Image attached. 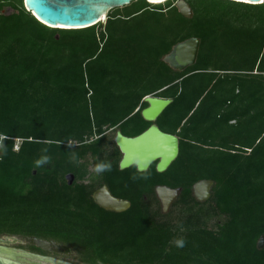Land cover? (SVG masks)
<instances>
[{"label":"trees","instance_id":"1","mask_svg":"<svg viewBox=\"0 0 264 264\" xmlns=\"http://www.w3.org/2000/svg\"><path fill=\"white\" fill-rule=\"evenodd\" d=\"M178 1L56 30L0 0V236L71 245L90 264H264V3L185 0L188 19ZM193 38L196 64L173 70L164 58ZM149 96L173 100L155 125L179 138V157L164 173L120 170L114 144L102 181L131 207L107 211L78 182L84 159L102 157L110 132L150 128ZM201 181L214 183L203 203ZM162 186L182 194L161 221Z\"/></svg>","mask_w":264,"mask_h":264},{"label":"water","instance_id":"2","mask_svg":"<svg viewBox=\"0 0 264 264\" xmlns=\"http://www.w3.org/2000/svg\"><path fill=\"white\" fill-rule=\"evenodd\" d=\"M134 1L136 0H24V4L27 11L33 14L40 23L48 28L56 30H84L93 28L99 24H105L110 11L129 6ZM150 1L161 2L156 4L158 5L164 4L169 0H148V2ZM229 1L250 5L264 3V0ZM176 7L185 18H193V10L185 0H179ZM105 17L106 21L104 20ZM200 45V40L196 38L180 43L164 58V62L173 70L184 72L196 64ZM144 102L148 104V107L142 110L141 115L146 122L152 123L153 125L139 136L133 138L125 137L118 131L115 143L123 154L120 170L136 167L139 172L143 173L147 172L157 163V172L164 173L179 157L180 140L177 136L161 131L155 123L173 103V100L149 96L144 99ZM74 180V175L67 176V181L70 186L74 183ZM213 185L214 183L211 181L197 183L193 188V196L202 202L208 201L211 198ZM101 192L105 193L110 201L124 204L123 209L110 208L106 202L99 201L98 195ZM181 194L182 189L173 190L168 187L157 188V195L164 209H169L180 198ZM95 202L107 211L118 213L128 210L131 205L127 201L113 197L106 186L96 193ZM34 243L37 247L47 251L58 252L61 249L55 242L34 239ZM4 244L6 242H3L0 238V264H30L26 261V257L31 258V260L44 259L37 255L2 246ZM258 249H264V237L260 240Z\"/></svg>","mask_w":264,"mask_h":264},{"label":"rangeland","instance_id":"3","mask_svg":"<svg viewBox=\"0 0 264 264\" xmlns=\"http://www.w3.org/2000/svg\"><path fill=\"white\" fill-rule=\"evenodd\" d=\"M147 2H148V0H147ZM148 3H150V2H148ZM150 4H152V3H150ZM153 5H156V4H153ZM12 13H13V10L9 9V8L5 9V11H4L5 15H10ZM117 133L118 132L112 134L110 132L107 135L110 141H107L106 148L103 151L102 157H100V158L87 157L86 159H84V162H85L84 165H85V167L87 169V175L85 176V178L81 179L78 182L83 183L85 185L93 186L95 188V191L98 190V189H101V188H103L105 186L103 181H102L103 172H99L98 173V172H96L95 169H96V166L98 164H101V163L106 164L107 158L108 157L110 158L112 155H114V153H113L114 149H115L114 148V144L116 145L115 142H116ZM198 201L203 203L200 200H198ZM174 204H175V202H174ZM173 206L170 207L169 209H163V207L160 205V202L158 201L153 206V208H154L153 210L154 211L155 210H160V218L159 219L162 221V220L166 219L168 216L171 217V213H172L173 210L174 211H178L177 209H174ZM215 221H216V219H215ZM221 221H223V219H221ZM214 222H212V223H214ZM210 228H213V224H210ZM0 238L2 240H4L5 242L7 240H9V242H10L9 244L6 243V244H4L2 246L11 247V248H14V249H17V250H20V251H24L25 250L24 252H26V253H28L27 251H28V248L31 247L30 245L31 244H33V245L35 244L34 243V239H31V240L28 241L27 239H23V238H19V237H9V236H0ZM71 257L74 258V254ZM27 261H31V260L28 259ZM32 261H35L36 264L40 262V261H38L36 259H33Z\"/></svg>","mask_w":264,"mask_h":264},{"label":"flooded vegetation","instance_id":"4","mask_svg":"<svg viewBox=\"0 0 264 264\" xmlns=\"http://www.w3.org/2000/svg\"><path fill=\"white\" fill-rule=\"evenodd\" d=\"M119 149V148H118ZM119 152H120V163L123 159V154L121 153L120 149H119ZM157 166V163L155 164ZM120 166V164H119ZM76 179V178H75ZM75 181V180H74ZM105 187V186H104ZM107 187V186H106ZM162 187H165V186H162ZM158 188V187H157ZM157 188H156V197L158 199V201L160 202V205L163 207V204L162 202L160 201L158 195H157ZM102 189V188H101ZM101 189H98L96 191H94L93 193V199L95 201V195L98 191H100ZM109 189V188H108ZM110 191V190H109ZM128 202V201H127ZM176 202V201H175ZM96 203V202H95ZM130 203V202H129ZM97 204V203H96ZM131 204V203H130ZM174 205V203H173ZM172 205V206H173ZM171 206V207H172ZM131 207V205H130ZM130 209V208H129ZM128 209V210H129ZM164 209V207H163ZM127 211V210H126ZM124 211V212H126ZM27 240H31V238H27ZM58 244L61 249L56 252V251H47V250H44V249H41L40 247H37L35 244H31L30 248H28V253L29 254H33V255H37V256H40L44 259H49L50 261L48 262L49 264H90L85 258H83L78 252L76 249H74L71 245H66V244H60V243H56ZM35 246V248L33 249V247ZM25 251V250H24ZM74 254V258H72L71 256ZM69 257V258H68ZM31 260V258H28ZM27 257H26V261L28 260ZM33 260V259H32ZM27 261V262H32L34 263L33 261ZM39 261V260H38ZM41 261V260H40Z\"/></svg>","mask_w":264,"mask_h":264},{"label":"bare ground","instance_id":"5","mask_svg":"<svg viewBox=\"0 0 264 264\" xmlns=\"http://www.w3.org/2000/svg\"><path fill=\"white\" fill-rule=\"evenodd\" d=\"M151 2V1H150ZM151 3H153V4H157V3H161V2H151ZM105 21H106V17H105V19H104ZM104 21V22H105ZM61 28V27H60ZM98 200L99 201H102V202H106L107 204H108V207H110V208H114V209H123V207H124V204H118V203H115V202H113V201H110V199L108 198V196L107 195H105V193H103V192H101L99 195H98ZM115 203V204H114ZM3 242H5L4 240H3ZM6 243H10L9 242V240H7L6 241ZM40 261V260H39ZM50 260L49 259H42L39 263H37V264H49L48 262H49ZM34 263H32V262H29L30 264H36V262L35 261H33Z\"/></svg>","mask_w":264,"mask_h":264},{"label":"clouds","instance_id":"6","mask_svg":"<svg viewBox=\"0 0 264 264\" xmlns=\"http://www.w3.org/2000/svg\"><path fill=\"white\" fill-rule=\"evenodd\" d=\"M44 162H46V159L44 160V161H40L39 163H44ZM96 172H103V171H106V170H108V171H110L111 170V165L110 164H103V163H101V164H99V165H97L96 166ZM176 246L177 247H184V241L183 240H178V241H176Z\"/></svg>","mask_w":264,"mask_h":264},{"label":"built area","instance_id":"7","mask_svg":"<svg viewBox=\"0 0 264 264\" xmlns=\"http://www.w3.org/2000/svg\"><path fill=\"white\" fill-rule=\"evenodd\" d=\"M16 150H19V148H18V147H16Z\"/></svg>","mask_w":264,"mask_h":264}]
</instances>
